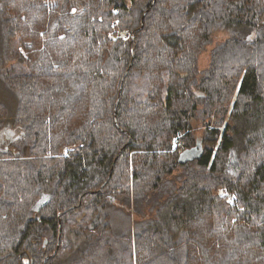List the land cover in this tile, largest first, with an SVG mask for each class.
I'll use <instances>...</instances> for the list:
<instances>
[{"label":"trees","instance_id":"trees-1","mask_svg":"<svg viewBox=\"0 0 264 264\" xmlns=\"http://www.w3.org/2000/svg\"><path fill=\"white\" fill-rule=\"evenodd\" d=\"M263 22L264 0H0V264H264Z\"/></svg>","mask_w":264,"mask_h":264},{"label":"rangeland","instance_id":"rangeland-1","mask_svg":"<svg viewBox=\"0 0 264 264\" xmlns=\"http://www.w3.org/2000/svg\"><path fill=\"white\" fill-rule=\"evenodd\" d=\"M72 12L74 14L75 13H79V9L76 7L75 4L72 5ZM225 37L226 36H225L224 32L219 31V32L215 33V35L213 37V41L214 42L223 41L225 39ZM212 46L213 45L207 47L206 50L200 56V58H199V68H200V70H203L207 66V64L209 62V50H210V48ZM7 136H9L10 138H14V137H16V134H14L13 131L10 128H8V132L7 133L4 132V136L0 137V148H3V146H5V137L7 139L8 138ZM196 139L200 140V136H197ZM65 153H66V151L64 150L63 154H65Z\"/></svg>","mask_w":264,"mask_h":264},{"label":"water","instance_id":"water-1","mask_svg":"<svg viewBox=\"0 0 264 264\" xmlns=\"http://www.w3.org/2000/svg\"><path fill=\"white\" fill-rule=\"evenodd\" d=\"M264 24V22H263ZM123 80V79H122ZM121 87L122 85H120L119 87V95H118V99L120 97L121 94ZM200 142H198L196 144L195 147L185 150L184 152H182L179 157H178V164L180 165H184L187 162L193 161L194 158L198 157L201 154V149H200ZM45 204V200L42 198L34 207L33 211L38 212L39 209Z\"/></svg>","mask_w":264,"mask_h":264}]
</instances>
